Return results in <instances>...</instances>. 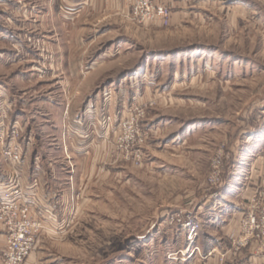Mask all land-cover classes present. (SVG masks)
Returning a JSON list of instances; mask_svg holds the SVG:
<instances>
[{
	"label": "rangeland",
	"instance_id": "obj_1",
	"mask_svg": "<svg viewBox=\"0 0 264 264\" xmlns=\"http://www.w3.org/2000/svg\"><path fill=\"white\" fill-rule=\"evenodd\" d=\"M134 3L0 0V203L17 173L49 229L24 264H171L187 224L264 211V0H186L169 25Z\"/></svg>",
	"mask_w": 264,
	"mask_h": 264
},
{
	"label": "built area",
	"instance_id": "obj_2",
	"mask_svg": "<svg viewBox=\"0 0 264 264\" xmlns=\"http://www.w3.org/2000/svg\"><path fill=\"white\" fill-rule=\"evenodd\" d=\"M133 13L136 17H140L143 22L159 20L165 22L166 25L171 22L170 10L165 6L156 5L155 0H135ZM144 157L145 155H143L142 151L133 153V160L138 163H141ZM13 158L18 164L22 163L21 148L18 145L15 148ZM13 180L15 185L5 191L6 202L0 203V227L7 234L0 264H24L30 254L36 249L37 242L43 231L49 230L45 222L33 218L30 214V209H26L27 206L24 203L28 202L30 204L31 201L25 198H18L23 194V191L20 188V180L17 173L13 174ZM250 197L251 202L256 204V209L254 207L255 211L248 212L245 210L247 214L245 215L244 213L243 215L245 216L242 222L243 225L232 240L230 250L225 253L215 250V252L220 253L221 260H224L227 256H238L243 249L249 246H256V255H264V211L262 212L263 215L262 213L258 214L259 209H261L258 207L260 199L258 193H253ZM19 200L23 202L20 201L18 203ZM40 200L38 197L39 202ZM7 219H10L14 225L11 227L7 226ZM187 226L190 228L189 240L191 243H195L198 238V227L194 224H187Z\"/></svg>",
	"mask_w": 264,
	"mask_h": 264
},
{
	"label": "crops",
	"instance_id": "obj_3",
	"mask_svg": "<svg viewBox=\"0 0 264 264\" xmlns=\"http://www.w3.org/2000/svg\"><path fill=\"white\" fill-rule=\"evenodd\" d=\"M173 1L158 0L160 4L169 6L171 10L173 9L174 15L172 17L171 23H173L174 21H178L181 17H183V14L181 12L185 13V11L180 10H184V8H186V0L182 3L180 2V0ZM260 135L262 136V134ZM258 145L259 147H256L255 149L257 150L258 157L260 159L258 160V157H256V159L254 160L255 163L253 165V186L254 188L259 189L262 186L264 187V147L261 146L260 142H258ZM21 164L23 165V163ZM35 164L37 167L38 163ZM37 169L38 168H36L35 170ZM35 170L31 171L32 174H34L33 178H35L33 181L35 183L41 184L42 177L35 175ZM20 171L22 175L24 171ZM2 177L3 176H0V179ZM0 183L2 184L4 182ZM4 188L5 187H3V190ZM1 192L2 191H0V193ZM32 193L38 194L39 189H32ZM211 214L212 216H215L216 213L213 212ZM214 218H211L210 216V219L208 220L209 222L206 223V226H203L201 234L199 235L195 243L187 244L188 247L186 246V248H183V250L179 249L178 253L182 255L177 256L174 259H169L170 261H172L171 264H264V255H255L254 251H252V246L244 249L238 256H227L224 260H221L220 253H225L226 251L230 250L231 241L238 234L239 229L238 227L232 229L231 225H224V223H221L222 225L219 227L214 223ZM1 230L2 229H0V250L5 245V234ZM216 249L220 253L215 252Z\"/></svg>",
	"mask_w": 264,
	"mask_h": 264
}]
</instances>
